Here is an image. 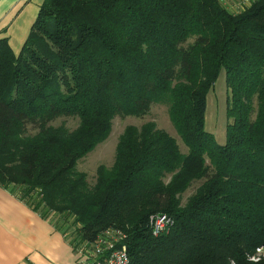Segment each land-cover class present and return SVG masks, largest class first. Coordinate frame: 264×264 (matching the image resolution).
Instances as JSON below:
<instances>
[{"label": "trees", "instance_id": "1", "mask_svg": "<svg viewBox=\"0 0 264 264\" xmlns=\"http://www.w3.org/2000/svg\"><path fill=\"white\" fill-rule=\"evenodd\" d=\"M225 1L45 0L18 55L0 40V185L74 251L119 228L129 264H264L249 260L264 247V0L237 13ZM221 69L224 147L204 122ZM153 105L188 154L156 123L130 125L90 186L78 162L113 119ZM64 117L77 128L50 125ZM156 214L173 226L153 237Z\"/></svg>", "mask_w": 264, "mask_h": 264}, {"label": "crops", "instance_id": "2", "mask_svg": "<svg viewBox=\"0 0 264 264\" xmlns=\"http://www.w3.org/2000/svg\"><path fill=\"white\" fill-rule=\"evenodd\" d=\"M45 0H0V40L7 39L19 54ZM17 189L0 185V264H76L70 232L60 230L31 205Z\"/></svg>", "mask_w": 264, "mask_h": 264}, {"label": "rangeland", "instance_id": "3", "mask_svg": "<svg viewBox=\"0 0 264 264\" xmlns=\"http://www.w3.org/2000/svg\"><path fill=\"white\" fill-rule=\"evenodd\" d=\"M225 2L226 5L230 6L231 12L235 11L234 13H237L242 11L240 10L241 6L239 5L240 0H226ZM225 77L226 72L225 70L221 69L214 81L215 85L213 86L212 90L209 91V93L207 94L208 97L205 106L206 114L204 116L205 131L208 132V134H211L212 136L214 135L216 144L222 147H224L227 140L226 128L228 126V123L230 122L227 118L228 95L226 91L227 85L225 82ZM168 117V110L165 105H153L150 109L149 116H147L146 118L143 117L135 119L131 117H116L115 119H113L112 122L113 129L110 136L108 137L109 139L97 146L96 149L92 151L89 155H87L85 159L80 160L78 162V170L88 178L90 186L96 184L95 174L100 165H104L109 169L112 168L116 153L115 147L118 144L120 139L119 137L122 135L125 128L130 125L134 127H141L143 124L145 125L149 122L156 123L157 128L159 130H164L167 134H169V136H171L173 139H176L178 141L177 145L183 155H187L188 149L184 147L181 138L179 137V135L176 134V131L172 123L169 122ZM78 121L79 119L77 118L67 119L64 117L59 118V120H57L56 122H52L50 125L56 128L62 125L67 127L68 130L73 131L75 128H77L76 126L78 124ZM36 132V129H29V133L31 135H34ZM198 187L199 184L194 183L192 184L190 191L187 194L182 195L183 204L187 203L190 195L194 193L196 188ZM109 229L113 230L114 228H107L102 231V233ZM250 258L252 257H249V260Z\"/></svg>", "mask_w": 264, "mask_h": 264}, {"label": "built area", "instance_id": "4", "mask_svg": "<svg viewBox=\"0 0 264 264\" xmlns=\"http://www.w3.org/2000/svg\"><path fill=\"white\" fill-rule=\"evenodd\" d=\"M257 0H240L242 12ZM173 219L160 214L153 215L149 221L151 235L161 236L169 232L173 226ZM121 229L106 230L92 242L83 243L75 252L80 257L76 264H129L128 252L125 248V236ZM257 263L264 260V247L256 250V254L250 258Z\"/></svg>", "mask_w": 264, "mask_h": 264}]
</instances>
